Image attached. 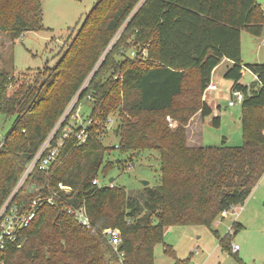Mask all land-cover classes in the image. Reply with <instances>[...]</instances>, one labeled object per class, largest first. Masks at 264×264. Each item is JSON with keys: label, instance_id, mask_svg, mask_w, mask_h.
Instances as JSON below:
<instances>
[{"label": "trees", "instance_id": "1", "mask_svg": "<svg viewBox=\"0 0 264 264\" xmlns=\"http://www.w3.org/2000/svg\"><path fill=\"white\" fill-rule=\"evenodd\" d=\"M41 14V0H0V35L14 41L41 30ZM263 22L256 0H98L57 63L44 67L45 79L15 88V76L0 68V113L14 116L0 144V206L73 97L79 94L71 112L83 102L91 107L85 141L65 138L60 162L49 169L38 162L16 193L14 200L25 203L38 192L57 191L60 198L40 208L20 246L7 247L0 261L121 264L102 233L117 228L123 264H154L155 246L163 243L167 227L209 225L244 202L264 174V61L242 63L240 33L260 36ZM121 28L130 36L117 39L83 87ZM223 59L233 62L224 74L232 80L231 90L243 93L244 143L189 145L186 126L197 112L211 114L201 97ZM243 65L255 76L249 85L240 83ZM167 117L178 120L175 128ZM111 118L116 124L109 127ZM213 123L218 125L219 117ZM108 129L117 136L112 149L159 153V185L132 193L92 183L104 165L102 134ZM69 205L85 208L89 227L67 213Z\"/></svg>", "mask_w": 264, "mask_h": 264}, {"label": "rangeland", "instance_id": "2", "mask_svg": "<svg viewBox=\"0 0 264 264\" xmlns=\"http://www.w3.org/2000/svg\"><path fill=\"white\" fill-rule=\"evenodd\" d=\"M97 1L41 0V30L27 31L14 41L7 35H0V68H6L15 76V88L20 83L36 84L46 78L44 67H53L57 63ZM256 1L264 10V0ZM121 36L125 41L130 35L125 34L122 28L113 35L83 81V87L89 81L93 69L97 68L99 61ZM240 43L244 65L263 62L264 22L260 36L242 30ZM232 65L233 62L225 59L214 70L212 81L217 85V90L208 92L213 98V111L208 116L191 117L186 126L187 143L190 145L212 148L243 145L241 103L228 104L233 98L230 92L232 80L224 76ZM244 65L240 83L249 85L255 80V76ZM9 89V92L13 90ZM90 108L83 102L79 109L82 120L87 119ZM214 117H219L218 125L213 123ZM13 121L14 116L0 113V144L11 129ZM167 121L169 128H175L179 123L168 117ZM115 124L111 118L108 126ZM102 136L105 155L104 165L97 175L100 183L105 184L113 178L116 187L132 193L144 187L141 183L143 180L148 181L149 186L160 184L157 151L120 152L112 149L113 144H117V136L112 129H108ZM234 222L241 227H233ZM233 245H238L236 251H232ZM175 259L188 264H264V174L244 202L237 204L235 210L225 216L219 214L209 225L193 223L167 227L163 243L155 246L154 264H173Z\"/></svg>", "mask_w": 264, "mask_h": 264}, {"label": "built area", "instance_id": "3", "mask_svg": "<svg viewBox=\"0 0 264 264\" xmlns=\"http://www.w3.org/2000/svg\"><path fill=\"white\" fill-rule=\"evenodd\" d=\"M130 56L133 60L138 59V54L134 50L131 51ZM205 90H217V85L210 82ZM230 92L233 98L228 101V104L234 105L235 102L241 103L243 100V93L237 89H232ZM78 96L79 94L77 93V95L73 97L74 99L70 101L64 113L41 144L36 154L26 165L10 195L0 206V253L12 245L19 247L21 244L19 241L21 234L33 223L40 208L44 205H54L56 200L60 198L57 191H50L45 194L42 192L34 194L31 200L27 203L14 200L16 193L23 183L30 177L34 166L38 162H40L42 168L46 169H49L54 163L60 162L59 152L65 138L74 135L78 143L85 141L87 137V126L91 124V119L82 120V117L79 116V109L82 107V103L78 104L74 112H71L78 100ZM68 116L69 119L66 121ZM168 119L170 120L169 117ZM92 183L102 186L97 178H94ZM104 185L109 187L115 186L113 181H108ZM59 188L61 190H69L68 187L61 184L59 185ZM235 206L236 205H233L230 209L222 211L221 215L225 216L232 212V210L234 211ZM66 210L68 214L74 216L81 226L89 227L90 220L83 206L74 208L69 205ZM102 233L105 235L110 247L117 255L119 262L123 264L125 252L122 249H119L121 243L120 231L117 228H107L104 229ZM237 249L238 245H233L232 251H236ZM0 264H4V262L0 261Z\"/></svg>", "mask_w": 264, "mask_h": 264}, {"label": "crops", "instance_id": "4", "mask_svg": "<svg viewBox=\"0 0 264 264\" xmlns=\"http://www.w3.org/2000/svg\"><path fill=\"white\" fill-rule=\"evenodd\" d=\"M223 60H225V59H223ZM222 60V61H223ZM228 60V59H227ZM221 61V62H222ZM230 61V60H229ZM220 62V63H221ZM219 63V64H220ZM217 67V66H216ZM216 67L213 69V71H212V73H211V81L210 82H212V83H214L213 81H212V74H213V72H214V70L216 69ZM209 91H211V90H204L203 91V93H202V100L204 101V102H206L207 103V105L211 108V110L213 111V107L211 106V102H212V100H213V98L211 97V95H208V92ZM196 116L197 115H200L201 116V114H200V112H197L196 114H195ZM202 117V116H201ZM193 143V142H192ZM189 144V143H188ZM190 145V144H189ZM193 145V144H192Z\"/></svg>", "mask_w": 264, "mask_h": 264}, {"label": "water", "instance_id": "5", "mask_svg": "<svg viewBox=\"0 0 264 264\" xmlns=\"http://www.w3.org/2000/svg\"><path fill=\"white\" fill-rule=\"evenodd\" d=\"M117 131V129H116ZM109 181H113V178H110ZM141 183L143 184V186H146L148 184V181H141Z\"/></svg>", "mask_w": 264, "mask_h": 264}]
</instances>
